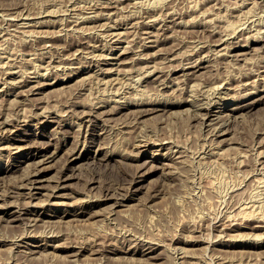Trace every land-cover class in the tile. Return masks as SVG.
I'll list each match as a JSON object with an SVG mask.
<instances>
[{"label":"rangeland","instance_id":"rangeland-1","mask_svg":"<svg viewBox=\"0 0 264 264\" xmlns=\"http://www.w3.org/2000/svg\"><path fill=\"white\" fill-rule=\"evenodd\" d=\"M118 1L0 0V4L10 5V11L0 10V121L3 118L19 120L15 128L6 131L7 139L0 141L1 192L14 185L25 172L41 167L38 181L28 184L25 195L0 196V236L9 234L17 238V244L0 243V264H255L256 261L264 264V220L260 219L264 218V157L258 154H264V0ZM209 7L212 13L208 15L209 12L202 10ZM183 9L188 11L183 18L168 15ZM147 10L156 14L148 16ZM41 28L46 30L45 35ZM49 36H56L60 45L55 44L66 47L71 40H79L87 45L88 51L78 48L70 50V54L63 53L61 47L52 45ZM39 38H43L41 44L36 41ZM195 59H203L204 67L199 70L191 67ZM183 63L184 69H180ZM243 72L251 73L250 77L240 80L238 77ZM129 100L148 105L134 104L130 109L113 111ZM89 103L95 109L109 104L105 114H99L97 119L92 116L100 124L95 128L88 121L82 124V113L78 112L83 104ZM242 105L245 106L242 111L236 110ZM142 106H156L158 110L144 114L138 110ZM205 107L213 109L212 115L204 120L191 118L194 112H201L200 108ZM85 117L90 119L88 115ZM227 127L231 129L222 132ZM149 138H153L149 142L151 148L143 151L146 147L143 143ZM162 141L166 144L164 148ZM13 144L23 146L20 149ZM117 149L120 154L112 158L106 155ZM253 155H259V161ZM180 169L185 171L183 175L178 173ZM115 181L124 184V189H118L116 185L120 184ZM121 200L125 206L119 203ZM229 201L235 205L228 207ZM258 210L259 213L262 210V217ZM241 213L259 216L247 219ZM125 228L131 231V236H127L131 237L130 241L124 236ZM174 234L191 240L196 236L203 239L211 236L216 243L172 241ZM134 237L140 243L162 240L161 245L155 244L157 251L150 253L157 257L148 258L149 254L141 252L133 255L130 250L136 245L135 239L132 241ZM219 240L237 244H221ZM254 242L260 245H247ZM80 245H87L89 249L78 254ZM31 248L41 252L31 253ZM257 249H262V255L256 253Z\"/></svg>","mask_w":264,"mask_h":264},{"label":"bare ground","instance_id":"bare-ground-1","mask_svg":"<svg viewBox=\"0 0 264 264\" xmlns=\"http://www.w3.org/2000/svg\"><path fill=\"white\" fill-rule=\"evenodd\" d=\"M221 1H222V0H221ZM109 2H110V1H109ZM113 2H114V1H113ZM118 2H119V1L117 0V3H118ZM176 2H177V1H176ZM218 2H219V1H218ZM10 3H11V2H10ZM16 3H17V2H16ZM96 3H97V2H96ZM96 3H95V5H96ZM102 3H103V2H102ZM169 3H170V2H169ZM223 3H224V2H223ZM19 4H20V3H19ZM107 4H108V3H107ZM171 4H172V3H171ZM174 4H175V3H174ZM11 5H12V4H11ZM13 5H14V2H13ZM13 5H12V6H13ZM98 5H99V4H97V6H98ZM109 5H110V4H109ZM172 5H173V4H172ZM172 5H171V6H172ZM201 5H202V4H201ZM201 5H200V6H201ZM8 6H10V5H8ZM8 6H4V4H3V5L0 4V10H1V11H2V10H3V11L8 10V9H9ZM18 6H20V5H18ZM15 7H16V6H15ZM81 7H82V6H81ZM103 7H104V6H103ZM105 7H107V6H105ZM108 7H110V6H108ZM118 7H119V6H118ZM172 7H173V6H172ZM172 7H171V11H172ZM16 8H18V7H16ZM23 8H24V7H23ZM75 8L77 9L78 7H75ZM75 8H74V9H75ZM84 8H85V7H84ZM89 8H90V7H89ZM167 8H168V7H167ZM192 8H193V7H192ZM207 8H208V7H207ZM212 8H213V7H212ZM217 8H219V7H217ZM11 9H12V8H11ZM99 9H100V8H99ZM101 9H102V8H101ZM181 9H182V8H181ZM205 9H206V7H205ZM209 9H210V7H209ZM209 9H207V10H202V11H203L204 13H206V12L208 13V12H209V13H208V15H209V14L212 13V12H210V11H212V10H211V9L209 10ZM80 10H81V9H80ZM84 10H85V9H84ZM93 10H94V9H93ZM110 10H111V9H110ZM159 10H160V9H159ZM161 10H162V8H161ZM161 10H160V11H161ZM166 10H167L168 12L170 11V10H168V9H166ZM166 10H165V11H166ZM183 10H184V9H183ZM8 11H10V10H8ZM8 11H7V12H8ZM85 11H86V10H85ZM104 11H105V10H104ZM147 11H148V10H147ZM162 11H163V10H162ZM176 11H177V10H176ZM176 11L174 12V10H173V12H170V14H168V13H167V14H168L169 16H172V18H173V16L175 17L176 15H177L178 17L183 18V16H184L185 14L188 13L187 10H184V11L181 10V12H180V10H179V12H176ZM81 12H82V11H81ZM192 12H193V11H192ZM199 12H200V11H199ZM199 12H198V13H199ZM213 12H214V10H213ZM2 13H4V12H2ZM144 13H145V12H144ZM161 13H162V12H161ZM163 13H164V11H163ZM70 14H71V13H70ZM145 14H146V13H145ZM155 14H156V11H148V16H154ZM164 14H165V13H164ZM28 15H29V14H28ZM158 15H159V14H158ZM165 15H166V14H165ZM168 15H167V16H168ZM98 16H99V15H98ZM98 16H96V17H98ZM146 16H147V15H146ZM146 16H145V17H146ZM105 17H106V16H105ZM88 18H89V17H88ZM88 18H87V19H88ZM143 18H144V17H143ZM206 18H207V17H206ZM63 19H64V18H63ZM78 19H79V18H78ZM83 19H84V18H83ZM94 19H95V18H94ZM96 19H97V18H96ZM158 19H159V18H158ZM166 19H167V17H166ZM203 19H205V18H203ZM73 20H74V19H73ZM89 20H91V19H89ZM89 20H88V21H89ZM112 20H113V19H112ZM155 20H156V19H155ZM163 20H164V19H163ZM49 21H50V20H49ZM68 21L70 22V20H68ZM77 21H78V20H77ZM94 21H95V20H94ZM94 21H93V23H94ZM158 21H159V20H158ZM39 22H41V21H39ZM39 22H38V23H39ZM47 22H48V21H47ZM71 22H72V21H71ZM74 22H75V21H74ZM78 22H79V21H78ZM80 22H81V21H80ZM84 22H85V21H84ZM139 22L141 23V21H139ZM12 23H13V22H12ZM38 23H37V24H38ZM67 23H68V22H67ZM105 23H106V22H105ZM105 23H104V24H105ZM142 23H144V22H142ZM155 23H156V22H155ZM175 23H177V22H175ZM180 23H181V22H180ZM202 23H204V22H202ZM19 24H20V23H19ZM41 24H42V23H41ZM45 24H46V23H45ZM95 24H96V23H95ZM104 24H102V25H104ZM178 24H179V23H178ZM181 24H182V23H181ZM42 25H43V24H42ZM53 25H54V24H53ZM93 25H94V24H93ZM116 25H118V24H116ZM119 25H120V24H119ZM144 25H145V24H144ZM146 25H147V24H146ZM149 25H150V24H149ZM174 25H175V24H174ZM200 25H201V24H200ZM202 25H204V24H202ZM206 25H209V24H207V21H206V23H205V26H206ZM77 26H78V25H77ZM83 26H84V25H83ZM85 26H86V25H85ZM87 26H88V25H87ZM89 26H90V25H89ZM89 26H88V27H89ZM109 26H111V25H109ZM151 26H152V25H151ZM156 26H157V25H156ZM205 26H204V27H205ZM79 27H80V26H79ZM81 27H82V25H81ZM81 27H80V28H81ZM88 27H87V28H88ZM92 27H95V25L92 26ZM114 27H115V26H114ZM142 27H143V26H142ZM180 27H181V26H180ZM206 27H207V26H206ZM34 28H35V27H34ZM34 28H33V30L35 31ZM44 28H46V27H44ZM87 28H85V29L87 30ZM96 28H97V27H96ZM147 28H148V26H147ZM147 28H146V29H147ZM41 29H43V28H41ZM41 29H40V32H41ZM47 29H48V31H49V28H47ZM77 29L80 30L79 28H77ZM83 29H84V28H83ZM89 29H90V28H89ZM107 29H109V28H107ZM175 29H176V28H175ZM207 29H208V28H207ZM31 30H32V29H31ZM33 30H32V31H33ZM43 30H44V29H43ZM91 30H92V29H91ZM179 30H180V29H178L177 31H179ZM203 30H204V29H203ZM205 30H206V29H205ZM205 30H204V31H205ZM45 31H46V30H44V35H45ZM53 31H55V30H53ZM106 31H107V30H106ZM175 31H176V30H175ZM196 31H197V30H196ZM196 31H195V32H196ZM204 31H203V32H204ZM211 31H212V30H211ZM259 31H260V29H259ZM259 31H258V32H259ZM37 32H39V31L37 30ZM42 32H43V31H42ZM108 32H110V31H108ZM115 32H116V31H115ZM144 32H145V31H144ZM146 32H147V30H146ZM189 32H190V31H189ZM214 32H215V31H213V34H214ZM243 32H244V31H243ZM245 32H246V31H245ZM248 32H249V31H248ZM52 33H53V32H52ZM72 33H73V30H72ZM113 33H114V32L112 31V35H114ZM117 33H118V32H117ZM117 33H115V34H117ZM192 33H194V32H192ZM197 33H198V32H197ZM197 33H195V34H197ZM199 33H200V32H199ZM201 33H202V32H201ZM206 33H208V31H207ZM217 33H218V32H217ZM50 34H51V33H50ZM79 34H80V33H79ZM81 34H82V33H81ZM109 34H111V33H109ZM121 34H122V32H121ZM208 34H210V33H208ZM263 34H264V33H263ZM39 35H40V34H39ZM51 35H52V34H51ZM70 35H71V33H70ZM76 35H77V33H76ZM76 35L74 36L75 38L78 36V35H77V36H76ZM84 35H86V34L84 33ZM102 35H104V34H102ZM107 35H108V34H107ZM118 35H119V34H118ZM139 35H140V33H139ZM139 35H138V36H139ZM190 35H191V34H190ZM199 35H200V34H199ZM211 35H212V33H211ZM215 35H216V34H215ZM220 35H221V34H220ZM47 36H48V35H47ZM52 36H53V35H52ZM52 36H49L50 38H48V39H50V40L53 41V42H52V45H53V44H55V43L57 42V39H56L55 37L58 36V35H56V36H54V37H52ZM114 36H115V35H114ZM134 36H137V35H134ZM174 36H175V35H174ZM208 36H209V35H208ZM83 37H84V36H83ZM87 37H88V36H87ZM140 37H141V36H140ZM157 37H158V36H157ZM217 37H218V36H217ZM254 37H255V36H254ZM262 37H263V35H262ZM61 38H62V37H61ZM144 38H145V37H144ZM171 38H173V37H171ZM213 38H214V37H213ZM215 38H216V36H215ZM42 39H43V38H42ZM42 39H41V40H42ZM72 39H73V38H72ZM76 39H77V38H76ZM79 39H80V38H79ZM133 39H134V38H133ZM137 39H138V38H137ZM173 39H174V38H173ZM222 39H223V37H222ZM222 39L220 38L221 41H222ZM41 40H40V38H39V40H36V41L39 42V43L41 44V42H42ZM50 40H48V41H50ZM81 40H82V39H81ZM90 40H91V39H90ZM107 40H108V38H107ZM135 40H136V39H135ZM135 40H134V41H135ZM210 40H211V39H210ZM220 40H219V41H220ZM250 40H251V39H250ZM36 41H35V43H36ZM46 41H47V39H46ZM78 41H79V40H77V41H76V40H73V41L71 40V41L68 43V45H67V46H69V47H66L65 45H64V46H59V45H60L59 42H57V43H59V45H58V44H55V45L58 46V47H61L62 49H61V48H60V49H61V51H63V53H65L66 51H69V54H70V53H72V52H70V50L73 51V49H76V50H77L78 48H80L81 50L85 48V49H87V51H88V47H87V45H86L85 43L81 42V41H79V42H78ZM83 41H84V40H83ZM155 41L158 42V41H160V40L158 39V40H155ZM173 41H174V42H177V41H178V38H177V40H173ZM173 41H171V42H173ZM211 41H212V40H211ZM33 42H34V41H33ZM107 42H108V41H107ZM138 42H140V41H138ZM152 42H153V41H152ZM171 42H170V43H171ZM174 42H173V43H174ZM213 42H214V41H213ZM213 42H212V43H213ZM217 42H218V41H217ZM39 43H37V44H39ZM66 43H67V41H66ZM155 43H156V42H155ZM160 43H161V42H160ZM173 43H171V44H173ZM37 44H36V45H37ZM43 44H44V43H43ZM46 44H47V43H46ZM63 44H65V42L62 43V45H63ZM87 44H88V43H87ZM139 44H140V43H139ZM162 44H163V43H162ZM216 44H217V43H216ZM155 45H156V44H155ZM155 45H154V46H155ZM31 46H32V44H31ZM42 46H43V45H42ZM46 46H47V45H46ZM46 46H44V47H46ZM82 46H83V47H82ZM131 46H132V48H133L134 45H131ZM168 46H169V45H168ZM168 46H167V48L164 46L166 50L168 49ZM248 46H249V45H248ZM32 47H33V46H32ZM40 47H41V46H39V48H40ZM86 47H87V48H86ZM98 47H99V46H98ZM135 47H136V46H135ZM145 47H148V46H144V48H145ZM253 47H254V46H253ZM37 48H38V47H37ZM48 48H49V47H48ZM51 48H52V47H51ZM54 48H55V47H54ZM250 48H251V47H250ZM32 49H33V48H32ZM56 49H58V48L56 47ZM56 49H55V50H56ZM80 49H79V50H80ZM90 49H91V47H90ZM134 49H135V48H134ZM171 49H172V48H171ZM171 49H170V50H171ZM42 50H43V49H42ZM44 50H45V49H44ZM46 50H47V49H46ZM46 50H45V51H46ZM58 50H59V49H58ZM79 50H78V51H79ZM123 50H124V49H123ZM159 50L163 51L162 49H159ZM166 50H165V51H166ZM59 51H60V50H59ZM74 51H75V50H74ZM93 51H95V50H93ZM127 51H128V50H127ZM132 51H133V50H132ZM57 52H58V51H57ZM79 52H80V51H79ZM246 52H248V51H246ZM246 52H245V53H246ZM91 53H92V52H91ZM94 53H95V52H94ZM124 53H125V52H124ZM137 53H138V52H137ZM242 53H244V52H242ZM37 54H38V53H37ZM40 54H41V53H40ZM66 54H67V52H66ZM73 54H74V52H73ZM83 54H85V53H83ZM86 54H87V53H86ZM160 54H161V52H160ZM238 54H240V53H238ZM119 55H120V54H119ZM39 56H42V55H39ZM46 56H48V55H46ZM58 56L61 57L60 53H59ZM77 56H78V55H77ZM87 56H88V55H87ZM44 57H45V56H44ZM78 57H79V56H78ZM88 57H89V56H88ZM93 57H94V56H93ZM104 57H105V56H104ZM238 57H239V56H238ZM51 58H52V57H51ZM68 58H69V57H68ZM74 58H75V57H74ZM81 58H82V57H81ZM83 58H84V57H83ZM117 58H118V57H117ZM124 58H125V57H124ZM49 59H50V58H49ZM49 59H48V60H49ZM61 59H62V58H61ZM78 59H79V58H78ZM140 59H141V58H140ZM237 59H238V58H237ZM44 60H45V59H44ZM67 60H69V59H67ZM67 60H66V62H68ZM75 60H77V59H75ZM238 60H239V59H238ZM240 60H241V59H240ZM46 61H47V60H46ZM51 61H52V60H51ZM59 61H60V58H59ZM85 61H86V60H85ZM107 61H108V60H107ZM245 61H246V60H245ZM47 62H48V61H47ZM54 62H55V61H54ZM61 62H64V61H61ZM77 62H78V61H77ZM121 62H122V61H121ZM89 63H90V62H89ZM119 63H120V62H119ZM202 63H203V59H200V60L195 59V61H192L191 67L198 68L197 70H199V69H201V67H204V66H202ZM247 63H248V62H247ZM49 64H50V60H49ZM57 64H58V62H57ZM59 64H62V63H59ZM59 64H58V65H59ZM66 64H68V63H66ZM262 64L264 65V63H262ZM10 65H11V64H10ZM82 65H83V64H82ZM85 65H86V64H85ZM91 65H92V64H91ZM183 65H184V63H183L182 65H179V66H181L180 69H184ZM258 65H260V63H259ZM46 66H47V65H46ZM46 66H45V67H46ZM49 66H50V65H49ZM49 66H48V67H49ZM157 66H159V65H157ZM157 66H156V67H157ZM174 66H176V65H174ZM174 66H173V69L175 68ZM184 66H185V65H184ZM10 67H12V66H10ZM86 67H87V66H86ZM156 67H155V68H156ZM260 67H262V66H260ZM260 67H259V68H260ZM8 68H9V67H8ZM160 68H161V67H160ZM160 68H159V69H160ZM171 68H172V67H171ZM219 68H220V67H219ZM219 68H218V70H220ZM75 69L77 70V68H75ZM79 69H80V68H79ZM84 69H85V68H84ZM146 69H147V68H146ZM146 69H145V70H146ZM157 69H158V68H157ZM169 69H170V68H169ZM253 69H254V68H253ZM4 70H5V69H4ZM58 70H59V69H58ZM142 70H143V69H142ZM142 70H141V71H142ZM145 70H143V71H145ZM153 70H154V69H153ZM155 70H156V69H155ZM174 70H175V69H174ZM197 70H196V71H197ZM218 70H217V71H218ZM254 70H255V69H254ZM2 71H3V69H2ZM6 71H7V70H6ZM19 71H21V70H19ZM25 71L27 72V70H25ZM79 71H80V70H79ZM81 71L83 72L84 70L81 69ZM220 71H221V70H220ZM220 71H219V72H220ZM252 71H253V70H252ZM252 71H250V72L252 73ZM8 72L10 73V75H13V76H14V74H11L12 71H8ZM29 72H30V71H29ZM145 72H146V71H145ZM148 72H149V70H148ZM154 72H156V71H154ZM253 72H254V71H253ZM73 73H74V72H73ZM191 73H192V72H191ZM217 73H218V72H217ZM243 73H244V72H243ZM243 73H242V74H243ZM251 73H246V74L244 73L243 75H240L238 78H239V79H240V78L243 79V78H245V77H246V78H249ZM19 74H20V73H19ZM28 74H29V73H28ZM154 74H155V73H154ZM154 74H153V75H154ZM183 74H184V75H185V74H186V75H188V74L190 75V72H189V73H188V72H183ZM8 75H9V74H8ZM15 75H16V72H15ZM22 75H23V74H22ZM254 75H255V74H254ZM20 76H21V75H20ZM43 76H44V75H43ZM217 76H218V75H217ZM220 76H221V75H220ZM262 76H263V75H262ZM22 77H25V75L22 76ZM27 77H28V76H27ZM187 77H188V76H187ZM25 78H26V77H25ZM212 78H213V77H212ZM215 78H216V76H215ZM215 78H214V79H215ZM217 78H218V77H217ZM232 78H233V77H232ZM232 78H231V79H232ZM236 78H237V77H236ZM62 79H63V78H62ZM187 79H188V78H187ZM218 79H220V78H218ZM221 79H222V78H221ZM223 79H224V78H223ZM233 79H234V78H233ZM242 79H240V80H242ZM262 79H263V77H262ZM23 80H24V78H23ZM246 80H248V79H246ZM254 80H255V79H254ZM5 81H6V80H5ZM185 81H186V80H185ZM231 81H232V80H231ZM234 81H235V80H234ZM258 81H259V80H258ZM23 82H24V81H23ZM186 82H187V81H186ZM216 82H217V80H216ZM244 82H245V80H244ZM4 83H5V82H4ZM6 83H8V82H6ZM20 83H22V82H20ZM238 83H239V81H238ZM238 83H237V84H238ZM240 83H241V82H240ZM258 83H259V82H258ZM164 84H165V83H164ZM237 84H236V85H237ZM241 84H243V83H241ZM241 84H240V86H243V85H241ZM245 84L248 85V82H245ZM22 85H23V83H22ZM44 85H45V84H44ZM247 85H246V86H247ZM240 86H237L238 91L240 90V89L238 88V87H240ZM263 86H264V85H263ZM157 87H158V86H156V88H157ZM187 87H188V86H187ZM243 87H245V86H243ZM253 87H255V86H253ZM256 87H257V85H256ZM178 89H179V88H178ZM233 89H234V88H233ZM158 90H159V88H158ZM185 90H187V89H185ZM242 90H243V89H242ZM236 91H237V90H236ZM240 91H241V90H240ZM160 93H161V92H160ZM229 94H230V96H231V93H229ZM236 94H237V93H236ZM233 95H234V94H233ZM238 95H240V94H238ZM241 95H242V94H241ZM228 96H229V95H228ZM243 96H244V95H243ZM261 96H263V95H261ZM238 97H239V96H238ZM232 98H233V97H232ZM254 98H256V97H254ZM258 98H259V97H258ZM128 99H129V98H128ZM128 99H127V100H128ZM218 99H219V98H218ZM104 100H105V99H104ZM142 100H143V99H142ZM155 100H156V99H155ZM184 100H185V99H184ZM252 100H255V99H252ZM256 100H257V99H256ZM98 101H99V100H98ZM100 101H101V100H100ZM100 101H99V102H100ZM151 101H152V100H151ZM156 101H157V100H156ZM156 101H155V102H156ZM116 102H117V101H116ZM218 102H219V101H218ZM247 102H248V101H247ZM253 102H255V101H253ZM83 103H85V102H83ZM119 103H120V102H119ZM141 103H142V104H141ZM141 103H139L138 101L135 102V100H134V101H133V100H132V101L129 100V101H127L126 103H122V104L120 103V105H117L118 107H116V109H114L113 111L117 113V112H120V111H122V110H124V109H130V107H131L130 105H134V104H135V105H136V104H137V105H148V104H146V102H143V101H142ZM159 103H160V102H159ZM179 103H180V102H179ZM80 104H82V103H80ZM80 104H78V105H80ZM87 104H88V103H87ZM87 104H83V107H82L83 109L80 110V108H79L80 111H78V112L82 113L81 118L83 119V121L81 120V121H82L81 123L83 124L84 121H85V123H86V121H88L91 125H93L92 128L98 127L100 124L97 123L98 121H97L96 119L98 118V115H99V114H101V113H104V114H105V113L107 112V111H106V109H107V108H106V105H109V104H108V103L105 104V105L102 104V106H100V108H96V109H95V105H90V103H89V105H87ZM96 104H97V103H96ZM166 104H167V103H166ZM239 104H240V103H239ZM239 104H238V105H239ZM164 105H165V103H164ZM192 105H193V104H192ZM249 105H250V102H249ZM261 105H262V104H261ZM114 106H115V105H114ZM97 107H98V106H97ZM110 107H111V109H112V106H110ZM110 107H109V108H110ZM135 107H136V106H135ZM203 107H204V106H203ZM243 107H245V106H244V105L239 106L238 108H236V110H241V108H243ZM102 108H103V109H102ZM139 108H141V109H138V110H139V111L141 110V111H142L141 113H144V112H145L144 114H146V113H150V112H154L155 110H158V109H156V108H157L156 106H153V107H147V106H146V107H143V106H142V107H139ZM160 108H161V107H160ZM234 108H235V107H234ZM251 108H253V107H251ZM258 108H259V107H258ZM75 109H76V108H75ZM77 109H78V107H77ZM136 109H137V108H136ZM165 109L167 110V107H165ZM187 109H188V108H187ZM200 109H203V110H201V112H200V111L194 112V115L191 116L192 119L194 118V119H199V120H202V119H203V120H204V117H206V116L208 117V116L212 115V113H213V109H211V108H209V107L200 108ZM248 109H250V108H248ZM255 109H256V108H255ZM132 110H135V109H132ZM132 110H131V111H132ZM138 110H137V112L139 113ZM204 110H205V111H204ZM250 110H251V109H250ZM48 111H49V110H48ZM71 111H72V110H71ZM74 111H75V110H74ZM113 111L110 110V111H108V112L112 113ZM125 111H126V110H125ZM125 111H124V112H125ZM164 111H165V110H164ZM241 111H242V110H241ZM78 112H77V110H76V113H78ZM128 112H130V110H129ZM158 112H159V111H158ZM161 112H163V110H162ZM161 112H160V114H162ZM231 112H232V111H231ZM246 112H249V111H246V110H245V113H246ZM36 113H37V112H35V114H36ZM48 113H49V112H48ZM80 113H79V114H80ZM122 113H123V112H122ZM132 113H133V112H132ZM163 113H164V112H163ZM237 113H238L237 115H240V114H239L240 112H237ZM242 113H243V112H242ZM245 113H243V114H245ZM35 114H32L33 118L36 117ZM42 114H43V113H42ZM44 114H45V113H44ZM73 114H74V113H73ZM123 114H124V113H123ZM125 114H126V113H125ZM125 114H124V115H125ZM144 114H142V116H143ZM156 114H157V115H160L159 113H156ZM156 114H155V116H157ZM164 114H165V113H164ZM243 114H242V115H243ZM37 115H38V114H37ZM76 115H77V114H76ZM86 115L90 116V119H89V120H88V119H84V118H87V117H85ZM102 115H103V114H102ZM112 115H113V114H112ZM129 115H130V113H129ZM131 115H133V114H131ZM139 115H141V114H139ZM153 115H154V114H153ZM190 115H191V113H190ZM230 115H231V114H230ZM230 115H229V117H230ZM242 115H241V117H242ZM2 116H3V115H2ZM32 116H31V117H32ZM46 116H47V115H46ZM48 116H49V115H48ZM50 116H51V115H50ZM62 116H63V115H62ZM62 116H61V117H62ZM78 116H80V115H78ZM92 116H95L96 119H93ZM99 116H100V115H99ZM106 116L109 117L108 115H106ZM126 116H127V115H126ZM193 116H194V117H193ZM226 116H227V115H226ZM0 117H1V116H0ZM26 117H27V116H26ZM26 117H25V119H26ZM31 117L29 116L30 120L33 119V118H31ZM76 117H77V116H76ZM91 117H92V118H91ZM110 117H113V116H110ZM134 117H136V114H135ZM189 117H190V116H189ZM222 117H223V116H222ZM39 118H41V117H39ZM44 118H46V117H44ZM55 118H56V117H55ZM68 118H69V117H68ZM128 118H129V117H128ZM136 118H137V117H136ZM136 118H135V119L133 118L134 121L136 120ZM209 118H210V117H209ZM243 118H245L244 115H243ZM0 119H1V118H0ZM53 119H54V118H53ZM60 119H61V118H60ZM65 119H66V118H65ZM131 119H132V118H131ZM224 119H225V118H224ZM224 119H222V121H223ZM229 119H230V118H229ZM233 119H234V118H233ZM235 119H236V117H235ZM43 120H44V119H43ZM43 120H41V121H43ZM99 120H100V119H99ZM103 120L105 121L106 118L103 119ZM128 120H129V119H127V121H128ZM137 120H138V119H137ZM236 120L239 121L238 118H237ZM244 120H245V119H244ZM18 121H19V120H17V119L14 120V119H7V118H5V119L3 118V120L0 121V135H1L0 141H1V139L8 137L7 134H6V131L8 132V131L12 130V128H13L14 126L17 125ZM37 121H38V120H37ZM130 121H131V120H130ZM139 121H140V118H139L138 122H139ZM158 121H159V120H158ZM222 121H221V122H222ZM230 121H231V120H230ZM238 121H236L235 123L238 124ZM28 122H29V121H28ZM47 122H48V121H47ZM56 122H57V121H56ZM64 122H65V121H64ZM162 122H163V120H162ZM198 122H199V121H198ZM223 122H226V120H224ZM239 122H240V121H239ZM58 123H59V122H58ZM60 123H61V122H60ZM81 123H79V125L82 126ZM126 123H127V122H126ZM128 123H129V122H128ZM132 123H134L133 120H132L131 124H132ZM136 123H137V122H136ZM136 123H135V124H136ZM226 123H227V122H226ZM228 123H229V122H228ZM19 124H20V123H19ZM135 124H134V125H135ZM224 124H225V123H224ZM232 124H233V123H232ZM64 125H65V124H64ZM84 125H85V124H84ZM225 125H226V124H225ZM61 126H62V125H61ZM135 126H136V125H135ZM228 126H229V125H228ZM89 127H90V126H89ZM14 128H15V127H14ZM88 129H90V128H88ZM97 129H98V128H97ZM228 129L230 130L231 127H230V128L227 127L226 131L223 130L222 132H225V133H226V132L229 131ZM93 130H94V129H93ZM95 130H96V129H95ZM220 130H221V129H220ZM135 131H136V130H135ZM11 132H12V131H11ZM80 132H81V131H80ZM211 132H212V131H211ZM213 132H214V131H213ZM215 134H217V132H216ZM215 134H214V135H215ZM10 135H11V133H10ZM10 135H9V137H11ZM136 135H138V134H136ZM214 135H213V136H214ZM218 135H219V134H218ZM13 136H14V135H13ZM25 136H26V135H25ZM57 136L59 137V135H57ZM94 136H95V135H94ZM98 136H99V135H98ZM143 136H144V134H143ZM215 136H216V135H215ZM131 137H132V136H131ZM147 137H148V136H147ZM147 137H146V138H147ZM211 137H212V136H211ZM11 138H12V137H11ZM11 138H10V139H11ZM21 138H22V137H21ZM25 138H26V137H25ZM60 138H61V137H60ZM158 138H160V137H158ZM215 138H216V137H215ZM6 139H7V138H6ZM12 139H15V138H12ZM139 139H140V138H139ZM150 139H153V138L146 139V142L143 143V145L146 146L145 149H143V151L147 150V149L150 147V145H152V144L149 143V142L151 141ZM154 139H155V138H154ZM161 139H162V138H161ZM217 139H218V141H219V138H217ZM26 140H27V139H26ZM56 140H57V139H56ZM212 140L214 141V139H212ZM212 140H211V141H212ZM222 140H225V139H222ZM18 141H19V140H18ZM47 141H49V140H47ZM50 141H51V140H50ZM59 141H60V140H59ZM141 141H143V140H141ZM211 141H210V142H211ZM216 141H217V140H216ZM220 141H221V140H220ZM1 142H2V141H1ZM32 142H33V141H32ZM60 142H61V141H60ZM94 142H96V141L94 140ZM130 142L132 143V140H130ZM27 143H28V142H27ZM33 143H34V142H33ZM48 143H50V142H48ZM51 143H52V142H51ZM57 143H58V142H57ZM86 143H87V142H86ZM133 143H134V142H133ZM153 143H155V141H153ZM219 143H220V142H219ZM219 143H218V145L221 144V143H220V144H219ZM15 144H16V143H15ZM15 144H13V145H15ZM21 144H22V143H21ZM21 144H20V145H21ZM30 144H32V143H30ZM95 144H96V143H95ZM101 144H103V143L101 142ZM155 144H156V143H155ZM1 145H2V144H1ZM9 145H10V143H9ZM9 145H8V146H9ZM26 145H27V144H26ZM56 145H58V144H55V146H56ZM86 145H87V144H86ZM136 145H137V144H136ZM136 145H134V146H136ZM147 145H148V146H147ZM8 146H6V147L8 148ZM11 146H12V145H11ZM15 146H17V145H15ZM22 146H23V145H22ZM22 146H17V148H20V149H21ZM24 146H25V143H24ZM27 146H28V145H27ZM45 146H46V145H45ZM100 146H102V145L99 144V147H97V148L100 149ZM138 146H139V145H138ZM140 146H141V145H140ZM161 146L164 148V147H166V144H164L163 141H162V142H161ZM212 146H213V145H212ZM4 147H5V146H4ZM9 147H10V146H9ZM84 147H86V146H84ZM2 148H3V146H2ZM59 148H60V147H59ZM150 148H151V147H150ZM12 149H13V148H12ZM12 149H10V150H12ZM55 149H58V148H55ZM118 149H119V148H118ZM118 149H117V150H113L112 152H110V154H106V155H107V156L109 155L108 157H109V158H112V157H114L116 154H120V152L118 151ZM160 149H161V148H160ZM172 149H173V148H172ZM71 150H72V149H70L69 151L72 153ZM84 150H85V149H84ZM111 150H112V149H111ZM156 150H157V149H156ZM55 151H56V150H55ZM122 151H123V150H122ZM124 151H125V150H124ZM140 151H141V150H140ZM62 152H63V151H62ZM66 152H67V151H66ZM70 152H69V153H70ZM73 152L75 153V149H74ZM35 153H36V152H35ZM52 153H53V149H52ZM52 153H51V154H52ZM63 153H65V152H63ZM126 153H127V152H126ZM260 153H261V152H259L258 154H259V155H262V157H264V154H262V153L260 154ZM39 154H40V153H39ZM48 154H49V153H48ZM58 154H59V152H58ZM123 154H124V153H123ZM128 154H129V153H128ZM131 154H132V153H131ZM35 155H36V154H35ZM44 155H45V154H44ZM69 155H70V154H68V157H69ZM71 155H72V154H71ZM80 155H81V154H80ZM92 155H93V154H92ZM106 155H105V156H106ZM121 155H122V154H121ZM126 155H127V154H126ZM132 155H133V154H132ZM259 155H258V156H259ZM61 156H62V155H60V157H61ZM73 156H75V155H73ZM77 156H78V155H76V157H77ZM124 156H125V155H124ZM135 156H136V155H135ZM168 156H169V155H168ZM253 156H255V155H253ZM258 156H255V158H257V161H259V160H258ZM46 157H47V156H46ZM48 157H49V156H48ZM57 157H58V156H57ZM68 157H67V158H68ZM102 157H104V156L102 155ZM125 157H126V156H125ZM170 157H171V156H170ZM52 158H53V157H52ZM67 158H66V159H67ZM88 158H89V157H88ZM97 158H98V157H97ZM100 158H101V157H100ZM105 158H106V157H105ZM126 158H127V157H126ZM244 158H245V157H244ZM255 158H254V159H255ZM260 158H261V157H260ZM260 158H259V159H260ZM41 159H42V158H41ZM43 159H44V157H43ZM47 159H48V158H47ZM50 159H51V158H50ZM50 159H48V160H50ZM68 159H69V158H68ZM70 159H72V157H71ZM127 159H128V158H127ZM170 159H171V158H170ZM246 159H247V157H246ZM48 160H46V161H48ZM44 161H45V160H44ZM51 161H52V160H51ZM68 161H69V160H68ZM113 161H114V160H113ZM116 161H117V160H116ZM38 162H39V161H38ZM41 162H43V161H41ZM238 162H239V161H238ZM241 162H242V159H241ZM260 162H261V161H260ZM262 162H263V160H262ZM39 163H40V162H39ZM65 163H67V161H66ZM108 163H109V162H108ZM244 163H245V162H244ZM246 163H247V160H246ZM29 164H30V163H29ZM31 164H33V163H31ZM35 164H36V163H35ZM248 164H249V162H248ZM248 164H244V165H247V166H248ZM254 164H256V163H254ZM35 166H37V164L34 165V168H35ZM39 166H40V165H39ZM93 166H94V165H93ZM263 166H264V164H263ZM43 167H44V166H43ZM46 167H47V166H46ZM94 167H95V166H94ZM156 167H157V166H156ZM184 167H185V166H184ZM256 167H257V166H256ZM5 168H6V167H5ZM69 168H70V167H69ZM71 168H72V167H71ZM29 169H30V168H29ZM64 169H65V168H64ZM95 169H96V168H95ZM152 169H154V168H152ZM189 169H190V168H189ZM189 169H188V170H189ZM7 170H8V169H7ZM32 170H33V168H32ZM32 170L28 171L27 173L25 172V175H23L22 178H20V177H21V176H20V177H19V180H17V182L14 183V185L12 184V186H9V187L7 186L8 188H6V191H5V189H4L5 193H3V192H4L3 189H2V192H1V190H0V196H4V195H6V196H12V197H14V196H17V195H19V196H20V195H21V196H22V195H25V191H24V189L27 188V187H29L32 183L38 181V179H39L38 176L40 175V174H38V172H41V167L35 169L34 171H32ZM61 170H62V169H61ZM183 170H186V169H183ZM191 170H192V169H191ZM179 171H180V172H178V173H181V174L185 172V171L182 172V169H180ZM186 171H187V170H186ZM246 171H247V170H246ZM263 171H264V170H263ZM60 172H61V171H60ZM188 172H189V171H188ZM62 174H64V173H62ZM129 174H130V173H129ZM133 174H134V173H133ZM136 174H137V172H136ZM186 174H187V173H186ZM60 175H61V174H60ZM126 175H128V174H126ZM134 175H135V174H134ZM134 175L131 174V176H134ZM182 175H183V174H182ZM61 176H62V175H61ZM91 176H92V175H91ZM124 176H125V175H124ZM41 177H42V176H41ZM64 177H65V176H64ZM93 177H94V175H93ZM93 177H91V178L93 179ZM98 177H99V175H98ZM125 177H126V176H125ZM125 177H124V178H125ZM57 178H58V177H57ZM101 178H102V177H101ZM164 178H165V177H164ZM58 179H59V178H58ZM60 179H61V178H60ZM62 179H63V178H62ZM88 179H89V178H88ZM95 179H96V176H95ZM95 179H94L93 181H96ZM128 179H129V178H128ZM133 179H134V178H133ZM165 179H166V178H165ZM98 180H99V179H98ZM101 180H103V179H101ZM121 180H122V179H121ZM121 180H120V181H121ZM129 180H130V179H129ZM129 180H128V181H129ZM15 181H16V180H15ZM88 181H90V180H88ZM91 181H92V180H91ZM91 181H90L89 183H91ZM99 181H100V180H99ZM107 181H108V180H107ZM125 181H126V179L124 180V183H125ZM132 181H133V180H131L130 183H132ZM108 182H109V181H108ZM112 182H113V181H112ZM115 182H118V181H115ZM115 182H114V183H115ZM55 183H56V182H55ZM55 183H54V184H55ZM118 183L120 184V182H118ZM118 183H117V184H118ZM160 183H161V182H160ZM164 183H165V182H164ZM10 184H11V183H10ZM28 184H30V185H28ZM35 184H36V183H35ZM103 184H104V183H103ZM103 184H102V185H103ZM112 184H113V183H112ZM128 184H129V182H128ZM128 184H127V185H128ZM33 185H34V184H33ZM55 185H57V184H55ZM115 185H116V184H114V186H115ZM122 185L124 186V184H122ZM122 185H121V184H120V185H116V187H117L118 189H122V190H123L124 187L122 188ZM131 185H132V184H131ZM164 185H165V184H164ZM53 186H54V185H53ZM53 186H52V187H53ZM104 186H105V185H104ZM106 186H107V185H106ZM108 186H109V185H108ZM125 186H126V185H125ZM160 186H161V185H160ZM160 186H159V187H160ZM101 187H102V186H101ZM127 187H129V186H127ZM159 187H158V188H159ZM162 187H163V186H162ZM162 187H161V188H162ZM30 188H31V187H30ZM53 188L56 189V187H53ZM104 188H105V187H104ZM114 188H115V187H114ZM125 188H126V187H125ZM161 188H160V189H161ZM0 189H1V184H0ZM129 189H130V188H129ZM50 190L52 191L53 189H50ZM110 190H111V189H110ZM127 190H128V189H127ZM162 190H163V189H162ZM51 191H50V192H51ZM111 191H112V190H111ZM111 191H110V192H111ZM115 191H116V190H115ZM117 191H118V190H117ZM125 191H126V190H125ZM157 191H159V190H157ZM27 192H28V190H27ZM53 192H54V191H53ZM53 192H51V193H53ZM106 192H107V191H106ZM112 192H113V191H112ZM130 192H131V191H129V193H130ZM153 192H154V191H153ZM160 192H161V191H160ZM2 193H3V194H2ZM31 193H32V192H31ZM114 193H115V192H114ZM118 193H119V192H118ZM156 193H157V192H156ZM158 193H159V192H158ZM33 194H34V193H33ZM49 194H50V193H49ZM108 194H109V193H108ZM112 194H113V193H112ZM119 194H120V193H119ZM154 194H155V193H154ZM154 194H153V195H154ZM26 195H29V194H26ZM115 195H116V194H115ZM126 195H127V194H126ZM158 195H159V194H158ZM51 196H52V195H51ZM122 196H123V194H122ZM154 196H155V195H154ZM160 196H161V195H160ZM118 197H119V196H118ZM125 197H126V196H124V198H125ZM122 198H123V197H122ZM14 199H16V198H14ZM17 199H19V198L17 197ZM240 199H241V198H240ZM4 200H5V199H4ZM118 200H119V199H118ZM14 201H16V200H14ZM99 201H100V200H99ZM242 201H243V200H242ZM97 202H98V201H97ZM116 202H117V198H116ZM235 202H236V201H235ZM16 203H17V201H16ZM119 203H120V204H124L125 201H124V200H121V201H119ZM232 203H233V202H231V204H232ZM241 203H242V202H241ZM10 204H11V203H10ZM14 204H15V203H14ZM96 204H97V203H96ZM227 204L229 205V206L227 205L228 207L232 206V205L230 204V201H229V203L227 202ZM233 204H234V203H233ZM234 205H235V204H234ZM14 206H16V205H14ZM24 206H25V205H24ZM26 206H28V205H26ZM82 206H83V205H82ZM124 206H125V204H124ZM253 206H255V205H253ZM253 206H252V207H253ZM21 207H23V206H21ZM238 207H239V206H238ZM257 207H258V206H257ZM19 208H20V207H19ZM24 208H25V207H24ZM260 208H261V207H260ZM231 209H232V208H231ZM246 209H247V208H246ZM252 209H253V208H252ZM257 209H258V208H257ZM7 210H8V209H7ZM24 210H25V209H24ZM236 210H237V209H236ZM239 210H240V209H239ZM239 210H238V211H239ZM243 210H244V209H242V211H243ZM253 210L256 211V209H253ZM253 210H252V212H254ZM259 210H260V209H259ZM259 210H258V213H259ZM12 211H13V210H12ZM15 211H16V210H15ZM19 211H20V210H19ZM22 211H23V210H22ZM22 211H21V212H22ZM31 211H32V210H31ZM112 211H113V210H112ZM155 211H156V210H155ZM261 211H262V210H261ZM261 211H260V213H261ZM5 212H6V210H5ZM69 212H70V211H69ZM240 212H241V210L239 211V213H240ZM243 213H244V212H243ZM258 213H257V215H258ZM260 213H259V215L262 217L264 214L262 215V213H261V214H260ZM18 214H19V213H18ZM111 214H112V212H111ZM229 214H230V213H229ZM233 214H235V213H232V215H231V214H230V215H231V216H234ZM241 214H242V213H241ZM244 214H245V213H244ZM246 214H247V213H246ZM230 215H227V216H230ZM236 215H240V214H238L237 211H236ZM242 215H243V214H242ZM257 215L253 213V214H250V215H248V216H246V215H243V216L247 217V219H250L251 216H252V217H255V216H257ZM259 215H258V216H259ZM16 216H20V215H16ZM201 217H202V216H201ZM18 218H19V217H17L16 219H18ZM214 218H215V217H214ZM214 218H213V219H214ZM216 218H217V215H216ZM235 219H236V217H235ZM247 219H246V220H247ZM260 219H263V220H264V218H260ZM260 219H259V220H260ZM205 220H206V219H205ZM208 220H209V219H208ZM231 220H233V219H231ZM201 221H202V220H201ZM263 222H264V221H263ZM194 223H195V222H194ZM203 223H204V222H203ZM198 224H199V223H198ZM200 224H201V222H200ZM210 224H211V223H210ZM224 224H225V223H224ZM228 224H230V223H228ZM186 225H187V224H186ZM194 225H195V224H194ZM212 225H213V224H212ZM188 226H189V224H188ZM192 226H193V225H192ZM201 226H202V225H201ZM208 226H209V224H208ZM215 226H216V225L214 224V227H215ZM217 226H218V225H217ZM224 226H225L226 228H229V227L226 226V224H225ZM228 226H229V225H228ZM232 226H233V225H232ZM182 227H183V226H182ZM193 227H194V226H193ZM197 227H199V226H197ZM209 227H211V225H210ZM225 227H223V229H224ZM257 227H258V226H257ZM126 228H127V227H126ZM126 228H125V229H126ZM129 228H130V227H129ZM133 228H134V227H133ZM133 228H132V229L130 228V229L133 231V230H134ZM190 228H191V227H190ZM217 228H219V227H217ZM262 228H263V227H262ZM123 229H124V228H123ZM127 229H128V228H127ZM127 229H126V232L130 231V229H129V230H127ZM194 229H196V227H194ZM209 229H210V228H209ZM212 229H213V227H212ZM231 229H233V228H231ZM179 230H180V229H179ZM191 230H192V228H191ZM210 230H211V229H210ZM121 231H122V230H121ZM136 231H137V230H136ZM126 232L124 233V236H126V240H129V241H130V240H131V237H130V238H129V237L127 238V236L131 234V231H130L129 234H126ZM190 232H191V231H190ZM222 232H224V231H222ZM121 233H122V232H121ZM175 233H177V232H175ZM225 233H226V232H225ZM248 233H249V232H248ZM254 233H255V232H254ZM254 233H253V234H254ZM136 234L138 235V233H136ZM227 234H228V233H227ZM246 234H247V233H246ZM251 234H252V233H251ZM256 234H257V233H255V235H256ZM141 235H142V234H141ZM167 235H168V234H167ZM184 235H186V234H184ZM187 235H188V234H187ZM208 235H209V233H208ZM229 235H230V234H229ZM233 235H234V234H233ZM235 235H236V234H235ZM259 235H261L260 232H259V234H258L257 239L260 238ZM107 236H108V235H107ZM109 236H110V235H109ZM130 236H131V235H130ZM169 236H170V235H169ZM191 236H192V235L190 234V237H191ZM198 236H199V235H198ZM231 236H232V235H231ZM236 236H237V235H236ZM240 236H242V235L240 234ZM248 236H249V235H248ZM250 236H251V235H250ZM253 236H254V235H253ZM253 236H252V237H253ZM262 236H263V234H262ZM43 237H44V236H43ZM152 237H153V236H152ZM155 237L157 238L158 236H155ZM196 237H197V236H196ZM196 237H195V240H191V239H193V238H191V239H188V238H187V239H186L185 236H182V234H181V235H180V234H174V236H173V238H172V241H173V240H174V241H182V240L184 241V240H185V241H187V242H191V241H195V242H196V241H204V240H205V241H209V243H210L211 241H213L214 244L216 243V242H214V240H212V237H211V236H207L208 238H205V239L202 238L203 236H202L201 238H200V236L197 237V238H196ZM232 237H233V236H232ZM237 237H238V236H237ZM243 237H245V235H244ZM255 237H256V236H255ZM14 238H15V236H14ZM14 238H13V235H12V237H10L9 234H8V236H7V235H4V236L1 235V236H0V243H6V242H10V241H11L12 243L17 244V242H16V239H17V238H16V239H14ZM245 238H246V237H245ZM134 239H135V237L132 238V241H133ZM137 239H138V237H136V239H135L136 245L133 244V245L135 246V248H133V249L130 250V251L132 252L133 255H134V253H136V252H139V253L141 252L142 255H147V254H149L148 258H156V257H157L156 255H152V254H150V253H153V252L157 251L158 247H156L155 244H157V245H161L160 243L162 242V240H159V241L157 240V241H156V239H155V240H154V239H150V240L143 241V243H140V240L136 241ZM140 239H141V238H140ZM142 239H143V238H142ZM169 239H170V238H169ZM124 240H125V239H124ZM143 240H144V239H143ZM244 240H245V239H244ZM119 241H120V240H119ZM231 241H232V240H231ZM263 241H264V240H263ZM81 242H84V241H81ZM88 242H89V241H88ZM124 242H126V241H124ZM217 242H220L221 244H228V245H231V244L235 245V244H237V243H234V242L226 243V242H224V241H222V240H219V241H217ZM84 243H86V242H84ZM82 244H83V243H82ZM138 244H140V245H139V247L137 248L136 246H137ZM228 245H227V246H228ZM247 245H250V246H259L260 244L254 242L253 244H247ZM145 246H147V247H146L145 249H143ZM235 246H236V245H235ZM39 247H40V246H39ZM42 247H43V246H42ZM141 247H143V248L141 249ZM246 247H247V246H246ZM247 248H248V247H247ZM85 249H87V250L89 249V248L87 247V245H80V248L77 249L78 251H76V250H75V251H76V253L78 252V254H80L81 251H83V250H85ZM227 249H228V251L231 250L230 248H227ZM227 249H226V251H225V250H224V251L227 252ZM229 249H230V250H229ZM235 249H236V248H235ZM235 249H234V250H235ZM243 249H244V251H246V250H245L246 248H243ZM251 249H252V248H251ZM40 250H41V249L31 248V249H30V252H31V253H33V252H39ZM94 250H95V249H94ZM147 250H148V251H147ZM220 250H221V249H220ZM239 250H240V249H239ZM75 251H74V252H75ZM126 251H127V249H126ZM146 251H147V252H146ZM231 251H233V250H231ZM235 251H236V250H235ZM237 251H238V250H237ZM240 251H241V250H240ZM244 251H242V252L245 253ZM248 251H249V250H248ZM248 251H246V252H248ZM253 251H254V250H253ZM255 251H256V250H255ZM257 251H258V249H257ZM257 251H256L257 254H258V253L261 254V253H263L264 250L262 251V249H261L262 252L260 251V249H259L260 252H259V251L257 252ZM40 252H41V251H40ZM74 252H73V255H74ZM116 252H117V251H116ZM250 252H251V250H250ZM92 253H93V252H92ZM256 253H255V254H256ZM247 254H248V253H247ZM249 254H250V253H249ZM261 255H262V254H261ZM263 255H264V254H263ZM131 256H132V255H131ZM250 256H252V255H250ZM125 257H126V256H125ZM127 257H128V256H127ZM146 257H147V256H146ZM262 257H263V256H262ZM132 258H133V256H132ZM135 258H136V256H135ZM260 258H261V256H260ZM136 259H137V258H136ZM138 259L140 260L141 258H138ZM145 259H146V258H145ZM142 260H143V259H142ZM244 262H245V261H244ZM221 263H222V262H221ZM245 263H246V262H245ZM248 263H250V262H248ZM248 263H247V264H248ZM257 263H258V261L255 262V264H257ZM259 263H260V262H259ZM259 263H258V264H259ZM240 264H241V263H240ZM250 264H251V263H250ZM252 264H254V263L252 262Z\"/></svg>","mask_w":264,"mask_h":264}]
</instances>
